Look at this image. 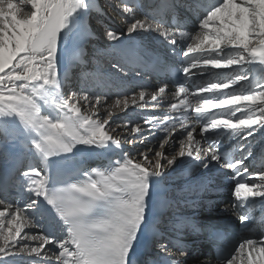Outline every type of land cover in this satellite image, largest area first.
Masks as SVG:
<instances>
[{
    "label": "snow or ice",
    "instance_id": "snow-or-ice-1",
    "mask_svg": "<svg viewBox=\"0 0 264 264\" xmlns=\"http://www.w3.org/2000/svg\"><path fill=\"white\" fill-rule=\"evenodd\" d=\"M186 5L198 23L194 36L181 19L169 21L144 13L142 5L129 0L116 5L124 16L127 35L122 40L120 33L106 32L109 40L117 42L118 55L137 56L144 51L145 39L168 47L187 65L177 69L185 77L191 69L202 73L231 70L226 80L201 86L198 93L209 95L194 94L195 105L186 103L185 84L178 86L175 96L183 93L184 99L171 109L186 120L185 113L192 107L199 128L182 120L179 151L167 158L166 146L171 147L177 132L169 118L161 121L165 137L159 150L148 147L133 157L124 151L117 129L109 123L112 108H128L127 94L123 101L117 98L105 108V99L91 90L66 91L68 78L59 71L64 54L61 41L93 11L94 0H0V130L7 137L8 126H13L15 137L33 161H17L18 175L13 180L20 195L16 203L0 198V264H183L184 249L174 251L175 245L170 247L166 238L152 241L158 249L155 259L141 260L136 248L155 207L153 197L166 176L162 160L171 166L177 155L197 163L207 160L206 169L212 162L230 169L235 182L233 207L259 204L264 208V165L250 172L246 163L254 155L249 138L264 136V0H186ZM178 37L192 41L179 54ZM113 68L120 69V65ZM166 88L159 87L158 93L164 94ZM145 97V91H140L139 99L145 101ZM151 99L157 100V95ZM131 101L136 103L135 94ZM142 131L139 126L131 128V133ZM197 131L208 142L207 148L194 136ZM147 140L143 137L140 142ZM231 141V153L221 152L222 145ZM128 142L136 144L134 138ZM77 145L119 158L110 160L104 169H78L63 178L59 172L54 175L49 158L73 153ZM0 156L6 158L4 153ZM36 160L44 167L36 166ZM6 186L7 181L0 191ZM238 219L247 228L250 216L241 212ZM33 228L40 231L34 235L25 231ZM238 258L241 264L245 259L246 264H264V240H244L221 264H237Z\"/></svg>",
    "mask_w": 264,
    "mask_h": 264
},
{
    "label": "bare ground",
    "instance_id": "bare-ground-1",
    "mask_svg": "<svg viewBox=\"0 0 264 264\" xmlns=\"http://www.w3.org/2000/svg\"><path fill=\"white\" fill-rule=\"evenodd\" d=\"M119 1L120 0H111L108 6L100 8L98 6L97 0H94L95 8L93 9V11H91L86 18L78 21L77 28L74 29L71 33H69L66 39L61 41V47L64 50V54L61 58V66L59 71L61 77L67 76L68 78V82L66 84V91H74L78 93L81 88L85 90H91V92L95 96H100L102 99H105V108H110L117 98L123 101L124 94L128 95V93L131 92V94H129L128 96L129 106L127 109H123L122 106L119 108L111 109L113 115L110 118V127L117 129L116 135L118 137H124L125 134L127 135L131 132L129 131L131 129V125H129V123L131 120H133L135 124L133 127L139 126L143 130L142 134L135 133V137L137 136L136 138H140L141 140L143 139V137H147L148 140L145 146L154 148V146L160 143L165 137V133L161 126V121L165 120V115L168 112L162 109L161 102L167 101L171 97H173L174 92L169 89L168 92L164 94H159V88L156 87L153 83L147 82L146 80L144 81L143 86L138 87L137 82L140 79L135 74L128 73V69L123 67V65L121 64L122 56L118 55L115 51L117 47V42L109 40L106 36L107 30H112L117 33H120L122 35V40L123 37L127 35V25L125 24L124 16L121 13V9L116 6ZM28 7L30 8V6ZM195 34L196 31L194 35ZM93 37L95 38V40H93ZM143 41H148L152 43L157 42L152 39H145ZM90 44H93L95 47L99 46L104 53V55L100 57L95 64V69H99V75H91L93 79L91 77L88 80L80 79L81 83L78 84L76 81H71L75 75L74 69L78 71V75L85 78V76H83L85 68L79 65V61L81 59H86V51L88 50V46ZM103 62H109L111 65L118 64L120 65V69H102V67H104ZM212 70L213 72H218L220 70L224 71L226 69ZM123 83H126L127 86H122ZM140 91H145V101H141L139 99ZM133 94L136 95L135 104H133L131 101V97ZM153 94L157 95V100L155 101L151 99V96ZM102 114L107 117L106 111L102 110ZM145 121H149V123H145ZM115 122L122 123L120 124V126H117L114 124ZM125 124H127V127H125ZM7 132L8 135L7 137H5L3 130H0V153L6 154V158L4 156H0V179L5 175H18L15 173V168L17 167L18 160L26 159L29 163L33 162L31 153L24 149L21 146L19 139L15 137L14 127L11 125L8 126ZM179 132L180 129H177V132L173 133V143L171 147L166 146L167 158H171L173 156L170 153L172 147L178 146L179 148V140L181 139ZM194 136L196 137V139L201 140L202 148H207L202 142L201 137H199L198 132H195ZM157 137H160L161 139ZM254 138L256 142H259L260 140L264 139V136L254 134ZM151 139L154 140L152 141V144H150L151 142L149 141ZM148 142H150V145L148 144ZM122 144L124 151L131 152L132 154V149L128 150L126 148L127 143L125 144L124 142H122ZM70 156H77L83 163H91V165L88 164L90 168L100 167L101 169L106 168L110 160L114 162L115 159L119 158L117 155L112 153L101 154L100 150L98 149L92 150L89 149L88 146L77 145V148L73 150V153H62L60 156L50 157L49 160L51 161V171L53 172V169L56 167L58 161L67 159ZM164 160L167 161V159ZM35 163L38 167H44V165L41 164L38 160H36ZM204 163H207V160H204L203 162L199 163V165L202 166ZM197 164V162L191 161L190 158L179 157L177 155L176 160L170 167L169 165L165 166L166 176L162 181L166 182V184L178 185L177 187L184 189L188 179H190V177L194 175H187L186 170L191 169L197 171L200 168L196 166ZM173 196L176 198L180 197L178 190L173 193ZM13 201H15V199ZM2 209L3 205H0V210ZM36 219L40 220V217H36ZM41 223H45V220H41ZM25 231L28 232L29 235H34L37 234L40 229H25ZM183 258L187 262L191 261L190 258H187L185 256H183ZM24 259H28L26 254H24ZM200 262L201 261H199V263ZM211 264L214 263L211 262Z\"/></svg>",
    "mask_w": 264,
    "mask_h": 264
},
{
    "label": "rangeland",
    "instance_id": "rangeland-1",
    "mask_svg": "<svg viewBox=\"0 0 264 264\" xmlns=\"http://www.w3.org/2000/svg\"><path fill=\"white\" fill-rule=\"evenodd\" d=\"M114 1H116V0H114ZM109 2H111V0H97V3H98V6L100 7V8H104V7H106V6H108V4H109ZM94 40V39H93ZM93 45V44H92ZM91 44H90V46H88L89 47V52H88V50L86 51V52H88V54L86 55L87 57H86V60H87V62H88V65L85 67V71H84V74H83V76H85V78H83L82 76H80V75H78L79 73H78V71H76L75 69H74V73H75V75H74V78L71 80V81H76L78 84H80L81 83V80L80 79H85V80H88V79H90V77H91V75H93V76H95V75H99V69L97 70V69H95V63L97 62V60H99L98 58H100V57H102L103 55H104V53H103V51L101 50V48L100 47H94V46H92ZM100 48V49H99ZM101 51V52H100ZM101 55V56H100ZM103 66L104 67H102V69L104 68V69H111L112 68V65L109 63V62H103ZM96 71H97V73H96ZM95 73V74H94ZM86 74H88V77L86 76ZM92 79H93V77H91ZM78 80V81H77ZM80 81V82H79ZM82 87V86H81ZM80 87V88H81ZM128 87H131V86H128ZM81 89H83V88H81ZM81 89L79 90V91H81ZM79 91H78V93H79ZM129 94H131V92H129L128 93V96H129ZM122 123V122H121ZM121 123H114L115 125H117V126H120V124ZM129 125H131V128L135 125L134 124V121L133 120H131L130 121V123H129ZM118 129H122V128H118ZM122 131V130H121ZM129 131H131V129L129 130ZM138 134V133H137ZM139 135H141V134H139ZM137 137V136H136ZM135 137V133H129V134H125L124 135V137H120L121 138V140H123L122 142H124L127 146H126V148L128 149V150H130V149H132V156L133 157H136L137 156V151H139V152H143L144 150H146L147 148H148V146H145V144H142L141 142H140V138H136ZM135 139V141H137V144H135V146H133L132 144L130 145V143L128 142V141H130V140H132V139ZM163 138V137H162ZM125 140V141H124ZM150 142H148V144L150 143V144H152V139L151 140H149ZM154 141V140H153ZM159 141H161V140H159ZM149 144V145H150ZM159 144L160 143H158L157 145H155L154 146V148L156 149V150H159ZM130 145V146H129ZM142 146H144V147H142ZM178 146H174V147H172V150H171V154L172 155H175V152L177 153L178 152ZM151 155H154V154H151ZM166 155H167V153H166ZM165 161L166 160H163L162 161V164L164 165V166H167V161H166V163H165ZM170 167V166H169ZM15 189H14V191H15V193H16V196H12V195H9L8 194V196H4L3 197V195H1V197L0 198H6V199H8L10 202H12L13 204H15L16 203V200L18 199V197H19V188H18V186H17V184L15 183ZM178 186V185H177ZM15 199V201H13ZM192 261V260H191ZM197 263H199V261L197 262Z\"/></svg>",
    "mask_w": 264,
    "mask_h": 264
}]
</instances>
